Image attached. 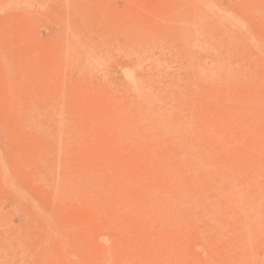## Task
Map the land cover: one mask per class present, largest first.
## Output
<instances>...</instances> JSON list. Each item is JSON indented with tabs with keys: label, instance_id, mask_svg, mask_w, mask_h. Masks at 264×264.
Returning <instances> with one entry per match:
<instances>
[{
	"label": "rangeland",
	"instance_id": "obj_1",
	"mask_svg": "<svg viewBox=\"0 0 264 264\" xmlns=\"http://www.w3.org/2000/svg\"><path fill=\"white\" fill-rule=\"evenodd\" d=\"M0 264H264V0H0Z\"/></svg>",
	"mask_w": 264,
	"mask_h": 264
}]
</instances>
